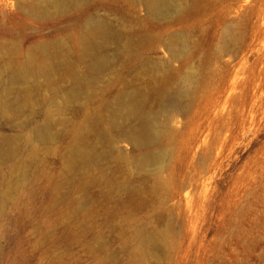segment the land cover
I'll list each match as a JSON object with an SVG mask.
<instances>
[{
    "label": "rangeland",
    "instance_id": "rangeland-1",
    "mask_svg": "<svg viewBox=\"0 0 264 264\" xmlns=\"http://www.w3.org/2000/svg\"><path fill=\"white\" fill-rule=\"evenodd\" d=\"M149 1L88 0L61 13L45 0H0V43L15 49L16 69L32 44L58 53L44 57L51 73L1 79L0 140L12 156L0 158V264H264V0H169L162 18ZM75 15L116 32L98 68L82 45L61 41ZM186 76V109L161 117L171 139L163 169L126 162L132 147L109 140L125 121L118 102L154 111ZM43 124L45 139L33 134Z\"/></svg>",
    "mask_w": 264,
    "mask_h": 264
},
{
    "label": "bare ground",
    "instance_id": "bare-ground-1",
    "mask_svg": "<svg viewBox=\"0 0 264 264\" xmlns=\"http://www.w3.org/2000/svg\"><path fill=\"white\" fill-rule=\"evenodd\" d=\"M45 1L47 6H52L61 13H66L76 10L88 0ZM175 7V2L169 0H150L146 5L147 12L156 18L164 17ZM21 8L31 16H43L46 13L45 8L40 10L38 6L27 4L25 1L21 2ZM70 21L72 22V35L67 30L69 35L62 38L61 41L65 45H68L67 42L69 41H75L77 44L82 45L83 57L88 59L89 66L96 68L102 66L105 62V58L102 56V48L105 44L116 41V32L112 25L104 19H94L92 17L86 18L81 23V15H75ZM85 24L90 26L83 29L82 25ZM234 35L231 30H227L225 33V36L230 40L234 39ZM170 45V55L173 59H176L183 48V41L181 38L176 37L171 40ZM14 50L13 47L9 48L0 43V87L3 76L10 79L11 85L36 69L44 73H51L54 65H46L43 62L44 57L54 59L58 56L55 51V43L32 44L27 49L29 64L22 69H16L12 59L9 58L10 55L14 54ZM66 55L67 53H64L62 57L64 58ZM191 81L189 76L184 77L182 83L186 89L171 90L166 95H163L164 89L162 88L161 95L164 97H159L156 105L157 109L154 108V111H150L143 100L132 99L129 102L121 100L118 102L117 108L124 109L125 121L119 126L117 135L110 137L109 140L112 144L120 141L127 142L132 147L134 154L130 158H126V162H133L134 165L140 167H150L155 173L163 169L170 154L171 139L167 121L172 120L176 113L186 109L187 103L184 99L189 96L187 88L190 87ZM90 82H92V79H89ZM12 89L11 86L10 90ZM162 116L168 119L166 123L161 122ZM33 134L41 139L50 137L48 124H43ZM75 140L74 147L79 155L83 156L87 151L85 149V129H81L76 134ZM5 145V142L0 140V158L12 156V151L7 149ZM147 149H150V151H147ZM120 158L123 159V156L121 155Z\"/></svg>",
    "mask_w": 264,
    "mask_h": 264
}]
</instances>
